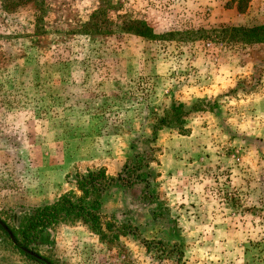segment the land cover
<instances>
[{
	"label": "rangeland",
	"instance_id": "374dc122",
	"mask_svg": "<svg viewBox=\"0 0 264 264\" xmlns=\"http://www.w3.org/2000/svg\"><path fill=\"white\" fill-rule=\"evenodd\" d=\"M133 19L155 37L119 30ZM92 22L103 33L82 32ZM263 24L264 0H0V218L18 232L31 209L80 196L89 170L115 176L152 148L151 173L102 199L106 237L62 215L37 252L54 264H177L176 249L180 264H264V42L238 29ZM52 47L70 63H53ZM201 98L215 108L152 141L173 102ZM9 238L0 230V264H38Z\"/></svg>",
	"mask_w": 264,
	"mask_h": 264
},
{
	"label": "trees",
	"instance_id": "16d2710c",
	"mask_svg": "<svg viewBox=\"0 0 264 264\" xmlns=\"http://www.w3.org/2000/svg\"><path fill=\"white\" fill-rule=\"evenodd\" d=\"M94 17L93 14L92 19ZM92 23L93 24L88 23L82 32L86 34L103 33L98 23ZM238 29L244 38L254 42H264V24L249 28L239 27ZM119 30L144 38L155 37L153 29L145 21L140 19L123 22ZM104 32L111 33V27H109L108 31ZM61 49L60 47H52L53 63L68 65L70 63V56L68 53L66 55ZM64 51H69V48L64 47ZM215 106L216 103H211L204 98L196 100L189 106L182 101L173 102L167 113L160 116L152 125V141L156 140L159 130L165 127L181 129L185 124L186 117L190 113L207 109L212 110ZM153 161H155L154 150L150 148V150L136 152L132 157L128 158L115 176L108 174L103 167L89 170L87 174L81 176L77 181L79 190L81 191L80 196L65 194L50 204L30 210L29 218L22 228L18 232L12 229L17 244H14L10 240L8 231L0 223L1 233L9 238L11 247L23 257L33 260L38 264H54L53 261L37 252L41 228L56 222L62 215H67L68 218L82 221L92 232L99 234L102 238L106 237L105 228L100 217V204L105 194L115 185H122L123 187L130 188L136 183L143 181L144 172L147 174L151 173L149 167ZM1 220L7 224L5 220ZM127 232L128 231L125 230L123 233L126 234ZM162 243L163 241H158V244ZM24 248L36 252L40 257L32 255L25 251ZM173 249L175 248H172V250ZM176 250L178 254L176 262L180 264L183 253L181 250Z\"/></svg>",
	"mask_w": 264,
	"mask_h": 264
},
{
	"label": "water",
	"instance_id": "95a60500",
	"mask_svg": "<svg viewBox=\"0 0 264 264\" xmlns=\"http://www.w3.org/2000/svg\"><path fill=\"white\" fill-rule=\"evenodd\" d=\"M0 223L2 224V226L8 231L9 235H10V238L12 239V241L17 244V240H16V237L15 235L13 234V232L9 229V227L0 219ZM25 251L31 253L32 255L34 256H37V257H40L37 253L33 252V251H30L26 248H24Z\"/></svg>",
	"mask_w": 264,
	"mask_h": 264
}]
</instances>
